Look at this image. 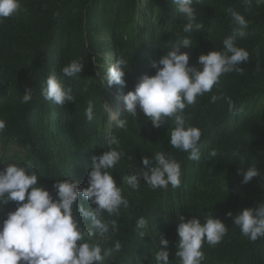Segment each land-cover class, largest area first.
<instances>
[{"label":"trees","instance_id":"16d2710c","mask_svg":"<svg viewBox=\"0 0 264 264\" xmlns=\"http://www.w3.org/2000/svg\"><path fill=\"white\" fill-rule=\"evenodd\" d=\"M21 6L20 14L0 19V120L6 124L0 135L22 149L14 163L31 164L38 183L49 191L56 179L67 175L85 185L91 157L108 150L107 137L119 139L118 150L125 155L109 171L129 206L121 207L118 216L104 213L119 229L105 246L112 247L116 240L122 245L104 264H155L161 234L169 240V264H179L177 214L203 219L211 211L228 230L216 246L202 245L203 264H264V237L249 242L226 216L264 200V4L253 0L246 11L243 0H202L194 7L203 27L194 33H183L186 21L171 0H21ZM229 8L249 22L246 35L237 39L249 60L241 65L242 75L221 76L211 92L186 106L187 123L202 133L201 158L193 161L170 145L171 119L154 128L142 113L136 118L126 113L122 96L142 75L154 74L151 62L178 38L192 41V47L182 49L190 54V64L202 53L222 50L223 39L234 28ZM103 52L112 54L110 63ZM118 57L128 61L126 86L109 87L105 74ZM72 60H81L83 69L68 78L61 69ZM51 72L72 88L73 104L59 106L43 98L42 84ZM25 87L33 94L28 104L21 102ZM220 93L232 99V111L224 100L210 102L211 95ZM89 101L91 122L85 116ZM118 120H126V128H119ZM213 149L217 156L209 158ZM157 151L180 162V186L153 190L141 180L138 190H132L123 177L140 171L142 157ZM237 151L248 160L244 165L234 155ZM250 163H256L260 175L242 184L237 170ZM14 208V203L7 205L0 218ZM140 217L148 222L143 238L136 228Z\"/></svg>","mask_w":264,"mask_h":264},{"label":"clouds","instance_id":"9594fccd","mask_svg":"<svg viewBox=\"0 0 264 264\" xmlns=\"http://www.w3.org/2000/svg\"><path fill=\"white\" fill-rule=\"evenodd\" d=\"M186 21L183 33H194L203 25L197 21L195 4L202 0H171ZM245 10H250L253 0H243ZM257 5L264 0H255ZM23 11L21 0H0V19L20 14ZM234 24L233 31L223 41L220 51L211 50L197 57L196 64H190V54L182 49L192 47L191 39L178 38L157 60L151 62L155 70L153 75L144 74L122 96L126 113L133 118L140 113L148 118L154 128H160L171 119L169 135L170 145L188 153V159L199 161L201 158V130L187 123L184 110L196 103L220 83L221 76L236 72L243 74L241 65L249 60V52L237 45V39L246 35L248 21L240 12L227 9ZM128 61L118 57L110 64L105 74L109 87L126 86L125 76ZM83 69L81 60H72L62 67L61 74L72 78L80 75ZM259 70V66H257ZM41 95L45 100L59 106L75 102L72 88L59 79L56 72H51L42 84ZM33 94L30 87H25L21 102L28 104ZM224 100L233 110L232 99L223 93L213 94L211 103ZM87 121L94 118L91 101L85 110ZM119 128H126V120H118ZM6 124L0 120V131ZM108 150L91 157V166L87 172L86 184L80 185L68 175L55 180L52 191L38 183L36 170L31 164L21 166L14 162L0 160V213L10 203L15 204L0 218V264H104L106 258L122 248L120 241L112 247L105 245L119 229L116 220H105L109 216L119 215L121 207L127 208L129 201L122 194V188L109 171L124 157L119 151V139L115 136L106 138ZM115 146V147H113ZM244 165L245 157L239 151L234 153ZM217 156L215 149L209 152V158ZM140 171L127 174L123 182L132 190H138L141 180L151 189L166 190L180 186L181 164L164 151H157L152 156H143ZM242 177L241 183L247 184L260 175L256 163L237 170ZM86 202V203H85ZM179 223L176 227L177 241L175 257L179 264H203L205 259L201 250L206 242L216 246L227 234L228 227L213 215L206 213L201 219L194 215L186 219L177 214ZM232 224L239 228L249 242L255 243L264 237V200L255 207H246L235 215L226 213ZM136 228L143 238L148 232V222L144 217L136 221ZM169 240L161 234L155 245V264H169Z\"/></svg>","mask_w":264,"mask_h":264},{"label":"rangeland","instance_id":"374dc122","mask_svg":"<svg viewBox=\"0 0 264 264\" xmlns=\"http://www.w3.org/2000/svg\"><path fill=\"white\" fill-rule=\"evenodd\" d=\"M102 57L103 59H106L107 63H110V61L113 59L111 53H104ZM103 64L104 62H101V65ZM107 111L110 113V115L112 114L113 109L111 106L107 108ZM22 154V149H20L19 146L10 143L8 139H5L0 135V160H3L4 162H15L21 157ZM0 167H3V165L0 164Z\"/></svg>","mask_w":264,"mask_h":264}]
</instances>
